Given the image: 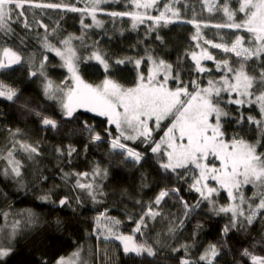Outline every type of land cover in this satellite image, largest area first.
Here are the masks:
<instances>
[{"label": "trees", "instance_id": "1", "mask_svg": "<svg viewBox=\"0 0 264 264\" xmlns=\"http://www.w3.org/2000/svg\"><path fill=\"white\" fill-rule=\"evenodd\" d=\"M126 1L107 2L104 6L107 14H94L96 21H99L97 24L89 10H68V7L78 8L77 0H32L31 5H24L31 28L15 22L11 25L13 33L7 36L0 33V58L4 47L21 56L20 63L0 69V81L14 87L19 97L18 101L0 97V212L8 213L6 221L0 217V229L10 230L13 220L21 222L14 251L5 258V264H43L44 261L55 264L60 257H67L79 248L82 249L81 259L87 260V264H180V260L186 258L181 247L185 244L190 249L187 258L192 260H198L209 245H217L220 254L213 264H236V261L241 260L239 253L244 248L264 255L261 245L257 243L264 239V219L257 217L251 225H247L244 218L240 217L245 226L240 227L238 224L225 234V226L232 224V214L218 213L215 210L212 212L208 208V201L202 200L199 193L190 188L194 177L198 176L194 168L191 171L181 168L175 173L165 172L160 167L158 155L151 152V145H145L140 140H121L143 154V159L136 164L121 155L119 149L111 148V139L118 135L107 119L82 110H77L71 118L66 117L55 102L45 98L46 81H51L65 91L72 87L60 56L45 47V37L48 43L59 49L64 46L61 42L63 39L72 37L71 47L76 54L74 64L80 78L87 84L97 86L105 78H110L125 88L133 87L140 74L147 78L153 68L148 59L151 56L157 61L163 60L170 64L172 73L179 74L180 79L189 85V91L193 90L192 81H196L202 88L209 84V80L217 82L224 74L217 70V62L222 59H228L234 66L242 62L241 58L231 52L225 53L211 47L205 43L206 40L231 43L240 35L244 37L245 47L252 46L251 34L243 29L197 27L200 22L210 21L208 16L197 12V6L203 0H185V6L180 4L177 7L182 8L177 20L171 17L169 19L173 20L167 18L156 24L145 19V15L139 23L130 15H109L113 11L129 10L132 3L125 6ZM163 1V6L168 4L174 8L171 6L172 0H157V3L161 4ZM45 3H56L62 7L51 9L34 6ZM231 5L238 7V0H231ZM169 16H172L171 12ZM241 17L243 14L238 13L237 22H240ZM20 19L23 20L24 17ZM37 22L47 25V32ZM203 50L211 53L215 60L200 59L201 64L202 60H206L203 64L206 71L199 72L192 54L199 57ZM94 51L106 57L109 63L107 71L95 58L89 59ZM137 59L141 61L139 67L135 64ZM116 60H123L125 63L116 64ZM41 63L44 66L43 75L40 74ZM246 63L251 70H260L259 61L254 63L250 60ZM33 71L37 75L33 76ZM157 79H163L162 72ZM177 86L176 81L169 80L168 87L175 89ZM220 96L223 97L220 106L228 113L227 116H221L225 138L239 136L253 144L260 140L257 151H264L261 130L247 122L249 115L261 119L258 106L230 104L227 101L233 95ZM25 101L27 106L24 105ZM241 113L244 121L235 123L234 120ZM42 116L55 119L58 127H45L41 121ZM170 119L163 120L160 129L153 132V139L157 142L166 131L165 125H169ZM85 123L101 134L102 141L89 139V133L82 131ZM73 130L75 132L69 134ZM106 130L111 132V136H108ZM16 140L36 146L40 155L32 154L30 157L15 143ZM69 146L75 149L70 157L67 156ZM58 148L64 151V155L56 151ZM13 149L15 159L22 165L19 177L11 174L8 165L7 152ZM97 168L107 172L106 178L94 177L93 173ZM5 169H8V175L4 174ZM66 173L69 175L66 176ZM77 173L88 175L79 177ZM178 173H183V177L178 176ZM80 178L82 183H92L98 192L104 194H98L96 201H93L87 189L76 186V180ZM165 188H179V195L189 205H197L199 201L198 206L185 218V210L180 201L166 198L167 204L162 203L160 206L165 219L161 221L157 217L156 221H149V227L143 230V234L135 232L136 222L142 211L146 212L154 197ZM242 191L245 198H250L256 189L247 185ZM45 194H49L47 201L41 199ZM64 197H68V204L59 206V200ZM136 201H141L143 208ZM215 201L222 205L229 202L223 191H220ZM29 210L36 219L34 223L25 226V216ZM103 213L106 216L101 215ZM98 216L101 218L99 228L96 222ZM107 217L119 220L120 223L112 224ZM178 219H183L184 223L177 229L174 238L168 241L170 245L180 248L178 252L164 247L157 256L125 253L121 243L114 237L104 239L108 235L104 231L111 228L117 235L133 236L136 244L147 242L160 248L157 243L158 234L166 233L169 221Z\"/></svg>", "mask_w": 264, "mask_h": 264}, {"label": "snow or ice", "instance_id": "2", "mask_svg": "<svg viewBox=\"0 0 264 264\" xmlns=\"http://www.w3.org/2000/svg\"><path fill=\"white\" fill-rule=\"evenodd\" d=\"M178 2V0H176ZM137 9H148L156 5L157 0H132ZM25 4H32V0H0V33L5 36L13 33L12 23H23L25 28L30 29L31 25L27 22L26 13L24 11ZM35 7L56 9L62 7L56 3L36 4ZM67 7V6H65ZM215 7L222 11L227 17L228 22L213 25L216 28L243 29L251 34V47L244 46V37L237 35L233 42L205 41L213 48L221 49L225 53H233L237 58H241L242 62L238 66H234L228 59H222L217 62V70L222 71L224 75L221 78L219 86L212 80H209V86L200 87L196 81L191 82L192 91H189V85L185 84L179 74L172 73V66L166 64L163 60H155L151 56L148 59L152 62L153 68L150 69L147 78L143 74L139 75L138 82L135 87L125 88L113 79L105 78L100 85L93 86L85 83L77 74L73 59L75 51L71 47L72 37L63 39L61 42L67 48L66 56L59 48H55L48 43L45 37V47L56 52L58 56L65 61L68 71L72 73L74 86L69 87L65 92L54 86L48 81L44 86V93L50 100L57 101L66 117H73L78 109L85 112L95 113L98 116L107 118L109 125H114L119 131V136L111 139V148L119 149L121 155L132 162L139 164L143 159V154L135 149L128 147L121 140H140L145 145H151V152L158 155L160 167L165 172L175 173L177 169L192 168L198 170V176L194 177V182L190 184V188L199 193L202 200H207L213 205L215 210V200L212 199L213 194L218 195L222 189L227 192L228 197L232 201L239 203L231 204L227 207H220L219 212L231 213L232 224L225 226L224 233L227 234L230 228L244 227V223L240 221V217L244 218L247 225H251L253 221L260 217L264 219V151H257L261 141L255 144L249 143L239 136H233L231 139L225 138V132L222 130L221 116H227L220 104L223 97L220 96L222 91L229 93V96L235 93V98L228 99V103L243 106L247 104L249 107L257 105L261 119L249 115L247 122L254 124L261 130L262 138H264V0H238V7L231 5V0H217ZM164 12L159 17L147 15L150 20L159 21L165 19V13L171 11L173 17L179 16V11L172 9L168 4L164 5ZM68 10L87 11L88 9H78L76 7H68ZM212 7L209 6V11ZM92 19L96 21L95 7ZM238 13H243L240 22H237ZM109 15L115 16H132L134 21H141L144 14L130 12H110ZM24 17L23 20L20 18ZM193 23L194 21H189ZM40 27L47 32V25L37 22ZM135 27V23L133 24ZM197 27H199L197 25ZM55 31V29H53ZM157 39H160L157 36ZM163 42V41H161ZM95 58L99 61L107 71L109 63L101 53L92 52L89 59ZM193 60L196 61V67L199 72L206 71L200 65V59L215 60V57L207 50H203L198 57L192 54ZM45 59H47L45 57ZM259 61L258 72L250 69L247 61ZM21 62V56L8 47L3 48V58H0V69L10 68L13 64ZM131 62V61H129ZM116 64H123L125 61L116 60ZM141 61L137 59L135 64L139 67ZM40 74H44L43 63L40 65ZM163 73V79H157L159 73ZM35 76L37 73L32 72ZM169 80H174L177 87L172 89L168 87ZM62 93V95H60ZM0 97H4L9 101H18V93L12 86H8L0 81ZM216 97V99H214ZM27 106V101L24 102ZM41 116V113H36ZM214 117V119H213ZM169 120V125H165L166 131L157 142L153 139V132L159 130L161 122L165 119ZM243 113L234 120L235 123L244 121ZM42 124L45 127L56 129L57 121L48 116L41 117ZM154 125V127H153ZM82 131L89 133V139L92 141H102L100 133L96 132L90 125L85 123ZM108 136H111V132ZM19 129H17V133ZM75 130L69 134H73ZM19 147L27 152L31 157L32 154L40 155L38 148L34 145L24 143L20 140L15 141ZM58 153L64 155L62 149H56ZM75 151L69 146L67 156H71ZM166 157V160L164 159ZM212 158L211 160L209 158ZM8 165L11 174L16 177L21 176L22 165L15 159L14 149L7 152ZM216 161L219 163L217 164ZM191 166V167H190ZM5 175H8V169H5ZM66 176L69 174H65ZM79 177H86L87 173H77ZM95 176L106 178L107 172L99 168L94 170ZM183 177V173L177 174ZM215 181L218 187L210 185L208 181ZM251 185L256 189L250 198H245L242 191L244 186ZM76 186L80 189H87L88 195L93 201H96L97 195H103L98 192L97 187L92 183H82L80 179L76 180ZM179 188L161 189L154 197V200L148 206L147 211L142 214L136 222L135 232L143 234V230L149 227V221H156L157 217L164 220L165 216L160 206L162 203L167 204L166 198H175L179 200L184 208V217L195 210L197 205H189L187 201L179 195ZM47 201L49 194L41 197ZM68 197L59 200V206L68 204ZM141 204V201H136ZM153 205L155 207H153ZM246 205V207H245ZM143 208V205H142ZM101 215L106 216V213ZM0 217L7 220L8 213L0 212ZM131 218V217H130ZM35 215L29 210L25 216V226L35 222ZM100 216L96 218L97 228L101 227ZM112 224H119V220L107 217ZM183 219L178 221H169L166 233H159L157 243L160 248H156L147 242L136 244L133 242V236L117 235L111 228L108 235L104 236L105 240L109 237L119 239L124 245V252H135L137 255L147 253L148 256H157L158 252L164 247H170L173 252L180 251L168 243L174 238L175 232L182 227ZM20 220H13L10 230L0 229V264H5V258L10 256L14 251V243L20 234ZM99 239V235L97 236ZM264 251V239L258 241ZM185 251V257L180 260V264H213L215 258L220 254L217 245H209L204 253L199 256L198 260L187 258L190 251L187 244L181 246ZM254 248V246H253ZM241 260L236 264H264V255L257 254L254 250L244 248L239 253ZM244 258H247L246 260ZM43 264H47L44 261ZM56 264H87V260L81 259L80 251L72 254V257L65 259L60 257Z\"/></svg>", "mask_w": 264, "mask_h": 264}, {"label": "rangeland", "instance_id": "3", "mask_svg": "<svg viewBox=\"0 0 264 264\" xmlns=\"http://www.w3.org/2000/svg\"><path fill=\"white\" fill-rule=\"evenodd\" d=\"M111 1H113V0H77V4H78V8L79 9H88L90 12H92L91 10H92V8L93 7H95V13L94 14H107L108 12L104 9V6H105V4H107V2H111ZM115 1H118V0H115ZM173 1V4H171V6H173L174 8H175V10H178L179 11V13L180 12H182V8H177V7H179L180 6V4H182L183 6H185L184 4H186L187 2L185 1V0H178V2H176V0H172ZM141 2H143V0H141ZM216 2H217V0H203L202 2H201V4L200 5H198L197 6V12H201L203 15H206V16H208L209 17V19H210V21L209 20H205L204 22H200L199 24H198V26H204V27H213V25H215V24H219V23H226V22H228V20H227V17L223 14V12L222 11H220V10H218L216 7H215V5H216ZM129 3H132V0H127L124 4H125V6H127ZM163 3H165V1H163L161 4H158V3H156V5H154L153 7H151V8H148V9H144V8H139V9H137L136 7H135V5L132 3V7L129 9V10H126L125 12H130V13H134V14H136V13H139V14H144V13H146V18L145 19H147V20H150V19H148L147 18V15H151L152 17H159L160 16V14H161V12H164L165 11V9H164V6H163ZM170 6V5H169ZM209 6H211L212 7V10L211 11H209ZM174 8H172V9H174ZM177 8V9H176ZM192 9H194V8H192ZM171 11H169V12H166L165 13V19H161V20H159V21H156V20H151L153 23H159V22H164L167 18H168V20H173V19H169V18H171V17H173V16H169L168 17V14L170 13ZM93 13V12H92ZM241 14V13H240ZM243 14V13H242ZM125 16H128V15H125ZM175 18V20H177V18L176 17H174ZM137 23H139V22H141V21H136ZM61 51H63L64 53H65V55L67 56L68 55V52H67V48L65 47V45L63 46V48L61 49ZM2 58H3V55H2ZM60 59H61V57H59ZM62 60V63H63V67L65 68V70H66V72H67V74H68V77L70 78V80H71V82H72V87L74 86V81H73V77H72V73H70L69 71H68V68H67V66L65 65V61L63 60V59H61ZM203 61V63L201 64L200 63V65L203 67V68H205V66L203 65L204 64V62L206 61V60H202ZM73 63H74V59H73ZM195 63V67H196V62H194ZM75 65V64H74ZM75 68H76V66H75ZM196 70H197V67H196ZM76 71H77V69H76ZM198 71V70H197ZM77 74H78V71H77ZM79 75V74H78ZM224 75V74H223ZM221 78H222V76H221ZM221 78L219 79V80H217V82H214V83H216V85L217 86H219V84H220V82H221ZM48 81H46L45 82V84L47 83ZM86 83V82H85ZM54 85V84H53ZM100 85V84H99ZM54 86H56V85H54ZM209 86V84H207V86L206 87H208ZM133 87H135V86H133ZM206 87H204V88H206ZM59 88V87H58ZM129 88V87H128ZM61 89V88H60ZM66 92V91H65ZM220 94H229L228 92H226V91H222ZM44 95H45V93H44ZM60 95H62V93H60ZM233 95V98H235V93H233L232 94ZM45 98L46 99H48L47 97H46V95H45ZM48 100H50V99H48ZM51 101H53V100H51ZM53 102H55L57 105H58V107H59V110L62 112V114H63V111H62V109H61V107H60V105H59V103L57 102V101H53ZM236 105V104H235ZM246 105V104H245ZM240 106V105H239ZM78 110H82V111H84L83 109H78ZM89 113H91V112H89ZM92 114H95V113H92ZM64 115V114H63ZM96 115V114H95ZM65 116V115H64ZM101 117H103V116H101ZM105 119H107L106 117H104ZM213 119H214V117H213ZM111 126H113L114 128H115V126L114 125H111ZM116 129V128H115ZM116 132H117V135L119 136V131L116 129ZM123 140V139H122ZM124 141H127V142H130V141H132V140H124ZM210 160L212 159L211 157L209 158ZM216 163L218 164L219 162L218 161H216ZM196 170V169H195ZM197 171V174H198V170H196ZM80 180H82L81 178H80ZM208 183L210 184V185H213V186H216V187H218V185H216V183H215V181H211V180H209L208 181ZM243 189H244V187H243ZM220 191H223L224 193H225V195L228 197V195H227V192L226 191H224V190H220ZM220 191H219V193H220ZM219 195V194H218ZM218 195H216V194H213V197H212V199H214V200H217V197H218ZM228 200H229V202L227 203V204H225V205H222L221 203H219V202H217V201H215V211L216 212H218V213H220L219 211H218V209L220 208V207H227V206H229V205H231V204H234V203H238V200L237 201H232L229 197H228ZM208 203V202H207ZM246 207V206H245ZM208 208H209V210H211L212 212H215L214 211V208H213V205H211V204H209L208 203ZM221 213H223V212H221ZM108 226V225H107ZM109 227V226H108ZM105 229V228H104ZM106 230V229H105ZM104 233H108V230H106V231H104ZM118 242H120L121 243V245L123 246V248H124V245H123V243L119 240V239H116ZM80 251V253H81V256H82V249L81 248H79V249H77L76 251ZM75 251V252H76ZM74 253V252H73ZM73 253H71L69 256H67V257H64L65 259H69V258H71L72 257V254ZM56 264V263H55Z\"/></svg>", "mask_w": 264, "mask_h": 264}]
</instances>
